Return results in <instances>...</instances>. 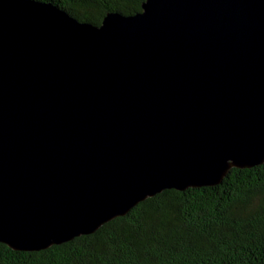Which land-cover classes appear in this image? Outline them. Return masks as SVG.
Masks as SVG:
<instances>
[{"label":"water","instance_id":"95a60500","mask_svg":"<svg viewBox=\"0 0 264 264\" xmlns=\"http://www.w3.org/2000/svg\"><path fill=\"white\" fill-rule=\"evenodd\" d=\"M264 163V0L81 22L0 0V243L39 251Z\"/></svg>","mask_w":264,"mask_h":264},{"label":"trees","instance_id":"16d2710c","mask_svg":"<svg viewBox=\"0 0 264 264\" xmlns=\"http://www.w3.org/2000/svg\"><path fill=\"white\" fill-rule=\"evenodd\" d=\"M81 22L133 15L144 0H38ZM0 264H264V163L213 186L167 189L94 233L39 251L0 243Z\"/></svg>","mask_w":264,"mask_h":264}]
</instances>
